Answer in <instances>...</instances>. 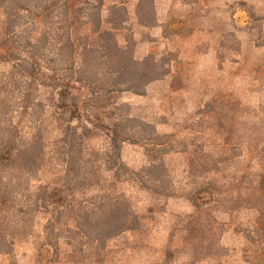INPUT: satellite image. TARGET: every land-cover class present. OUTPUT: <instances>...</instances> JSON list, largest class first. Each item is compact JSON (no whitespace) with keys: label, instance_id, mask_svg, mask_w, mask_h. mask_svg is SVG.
<instances>
[{"label":"rangeland","instance_id":"1","mask_svg":"<svg viewBox=\"0 0 264 264\" xmlns=\"http://www.w3.org/2000/svg\"><path fill=\"white\" fill-rule=\"evenodd\" d=\"M115 2L128 14L119 45L131 47L136 63L153 59L167 74L142 95L125 92L117 101L136 121L131 127L166 138L170 197L124 187L141 221L108 241L103 264H187L192 252L197 264H264V199L254 193L264 183V0ZM3 72L0 81L17 71ZM14 78L8 91L16 110L24 83ZM95 134L92 150H108L105 131ZM149 140L123 144L121 161L136 171L148 167L161 156ZM39 245H20L18 264H46Z\"/></svg>","mask_w":264,"mask_h":264},{"label":"trees","instance_id":"2","mask_svg":"<svg viewBox=\"0 0 264 264\" xmlns=\"http://www.w3.org/2000/svg\"><path fill=\"white\" fill-rule=\"evenodd\" d=\"M127 17L115 0H0V73L17 71L0 81V257L8 264H18L16 249L30 240L46 264H103L108 241L141 221L123 188L170 197L166 138L131 127L136 121L117 101L167 75L119 45ZM135 65L143 72L133 75ZM15 75L24 83L16 110L8 91ZM97 130L110 140L105 152L91 148ZM149 138L161 156L132 170L121 146ZM254 191L264 199V183ZM190 255L187 264H197Z\"/></svg>","mask_w":264,"mask_h":264}]
</instances>
